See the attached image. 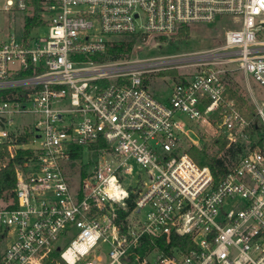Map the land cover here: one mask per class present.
Here are the masks:
<instances>
[{"label":"built area","instance_id":"obj_1","mask_svg":"<svg viewBox=\"0 0 264 264\" xmlns=\"http://www.w3.org/2000/svg\"><path fill=\"white\" fill-rule=\"evenodd\" d=\"M39 1L0 0V12L24 13L20 32L0 29V264H47L54 251L102 264L100 240L104 264H264V103L253 145L227 80L233 64L264 86V0ZM225 16L238 26L180 60L198 69L166 98L146 79L179 58H95L114 36ZM238 145L219 177L189 154ZM174 234L190 243L170 244Z\"/></svg>","mask_w":264,"mask_h":264},{"label":"rangeland","instance_id":"obj_2","mask_svg":"<svg viewBox=\"0 0 264 264\" xmlns=\"http://www.w3.org/2000/svg\"><path fill=\"white\" fill-rule=\"evenodd\" d=\"M24 13L16 12H0V29L9 28L12 31L20 32L23 27ZM238 21L232 16L219 17L213 23H195L187 25L188 30L183 34L177 31L171 35H143L134 44L131 54L124 58L128 60L150 59L160 56H171L179 58L178 64L172 66L170 70L174 73L162 74L154 71L148 74L147 84L149 88L156 94L158 98H166L173 85L182 79H189L198 69L197 65H184L182 61L188 56L198 53L223 43L226 29L237 27ZM186 27V26H184ZM47 29L44 27L41 32ZM124 36H114L112 41L120 39ZM233 70L227 73V80L232 87L237 89L245 96L249 103H264V86L253 77L246 75L241 70L230 65ZM26 118H30L27 116ZM181 118L186 120L187 117L182 115ZM82 168L81 162L78 160L68 168L71 177L79 173ZM77 184V183H76ZM4 245L0 243V249ZM110 245L100 240L99 246L96 248V256H101L102 264L107 260V254ZM62 259V258H61ZM63 260V259H62ZM63 262L67 264L64 260Z\"/></svg>","mask_w":264,"mask_h":264},{"label":"trees","instance_id":"obj_3","mask_svg":"<svg viewBox=\"0 0 264 264\" xmlns=\"http://www.w3.org/2000/svg\"><path fill=\"white\" fill-rule=\"evenodd\" d=\"M35 5L38 8L40 5L39 0H35ZM36 17L35 16H28L26 18V30L29 31L33 25L36 23ZM188 30V27H182L179 29V33L183 34ZM143 35L140 34H133V35H125L124 37L120 39H115L111 41L108 45L107 52L100 55L96 56L95 58L99 59H122L128 57L134 47V44L137 42L138 39H141ZM162 74H168V73H174L173 70L166 69L160 71ZM228 93L233 96L240 109L248 116V118L251 120V138L253 140V145L255 144L254 140L257 138V135L261 131V127H257V114H256V108L253 103H249L245 96L241 92H239L237 89L232 87L231 83L229 82L228 84ZM226 145V140L221 139L219 141V147L220 150H222ZM245 151V145H238V146H231L229 147L223 155H218V153L215 152H209L207 149H200L197 146H192L189 149V154L194 158V160L200 164V165H208L213 173L219 177V175L224 174L227 170V155L230 156V158H235L239 156L240 154L244 153ZM10 174H12L11 181L7 183L8 187H12L15 182L13 181V164L9 170ZM150 238H145V247H148L150 242ZM156 241L158 244L165 246V240L156 238ZM190 243L187 238L183 236H178V235H172V238L170 240V244H182V243ZM1 257V256H0ZM47 264H65L63 260L61 259L59 252L54 251L51 254V257L48 259Z\"/></svg>","mask_w":264,"mask_h":264}]
</instances>
